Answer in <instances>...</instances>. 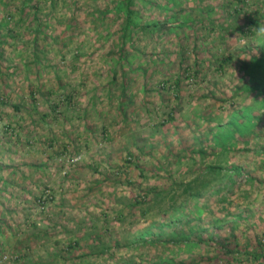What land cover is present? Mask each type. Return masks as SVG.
Instances as JSON below:
<instances>
[{
  "label": "rangeland",
  "instance_id": "374dc122",
  "mask_svg": "<svg viewBox=\"0 0 264 264\" xmlns=\"http://www.w3.org/2000/svg\"><path fill=\"white\" fill-rule=\"evenodd\" d=\"M116 1L0 0V264H264V0Z\"/></svg>",
  "mask_w": 264,
  "mask_h": 264
},
{
  "label": "trees",
  "instance_id": "16d2710c",
  "mask_svg": "<svg viewBox=\"0 0 264 264\" xmlns=\"http://www.w3.org/2000/svg\"><path fill=\"white\" fill-rule=\"evenodd\" d=\"M112 7H115L118 11H121V13L123 12L122 13L123 14V19H122L123 23L120 26V28L122 29V37L121 38H125L126 36H129L130 37L131 36V33H132L131 32L132 31V27L137 25L136 22H135V20H133V18H132V14L134 13V11L131 8L132 7V0H120L118 2L116 1L114 4H112ZM34 19L37 20V21H39L38 18H36V16H34ZM9 20H10V18H7L6 19L7 22ZM168 22H169L168 19H165V21H154L151 25L150 24H148V25H142L141 28H145L147 26H151L153 30H157V31H160V29L161 30H163V29L164 30L165 29H167V30L169 29L170 30V29H172V27H171V24L168 25ZM178 25L179 24H176L175 26L177 27ZM122 41H124V40L122 39ZM261 49L263 50V46L261 47ZM256 62L258 63L259 61H256ZM151 63H153V62L151 61ZM253 63L255 64L254 61L249 62V64H253ZM259 66H261V65L259 64ZM178 84H179V82L177 81L175 83V90L176 91L179 90V85ZM122 87L123 88L125 87L124 84H122ZM122 105L123 104H120V107H122ZM230 124L237 126V123L235 121L234 122L233 121L230 122ZM225 129H226L225 130L226 132H222V133H219V134L217 133V135H215L217 145H219V147L221 148V150H223L224 152L225 151H228L229 145L232 143V139L234 138L233 137L234 130H232V128H230L229 126H227ZM231 130H232V133H230ZM220 135L224 137L222 142L220 141ZM201 153H203L202 152V149H201ZM206 168H207L208 171H214V169L215 170H218L219 169V166H217V165L216 166H214V165H208ZM198 178H201V177L199 176ZM198 178H196V179L194 178L193 180H191L186 185V188L187 189H185V190L188 191L189 189H192L193 188L192 183L196 182V180ZM136 203L139 204L140 202L136 201L135 204ZM172 206H171V208H172ZM186 222L188 224L190 223V221H186ZM178 224H179V221L176 220V221H174L172 223L170 222V223H167V224H160L158 226V229L159 230H163L165 228V226H173L172 228H175ZM188 227H189L188 228V232L185 231V230H182V229L171 230V232L168 234L170 240L168 239L167 242L168 241H173L174 244H180L182 242H184V243L187 242L188 241V236L194 232V230H193V228H192V226L190 224H189ZM80 238H82V235L74 238L71 241V245H73V247L75 248V251H78V250L81 249V244H80V241L81 240H80ZM189 243L192 244L191 241ZM188 244H186V245H188ZM258 244L260 245V247L263 246L262 243H260V242H258ZM98 245L102 248V249L99 250L101 252V254L106 253V251H108V249H109L108 247L104 246V244L102 242H99ZM261 250H262V252L254 253L253 254V258L254 259H257L259 261H260V259H263V261H264V249L262 248ZM163 261L166 264H171L172 263V261H170V262H168L167 260H163ZM260 263H261V261H260ZM153 264H158V263L154 262Z\"/></svg>",
  "mask_w": 264,
  "mask_h": 264
},
{
  "label": "clouds",
  "instance_id": "9594fccd",
  "mask_svg": "<svg viewBox=\"0 0 264 264\" xmlns=\"http://www.w3.org/2000/svg\"><path fill=\"white\" fill-rule=\"evenodd\" d=\"M251 33H253L254 39L259 41H264V24H258L256 26H252Z\"/></svg>",
  "mask_w": 264,
  "mask_h": 264
},
{
  "label": "crops",
  "instance_id": "0c3cea01",
  "mask_svg": "<svg viewBox=\"0 0 264 264\" xmlns=\"http://www.w3.org/2000/svg\"><path fill=\"white\" fill-rule=\"evenodd\" d=\"M76 238V237H75Z\"/></svg>",
  "mask_w": 264,
  "mask_h": 264
}]
</instances>
